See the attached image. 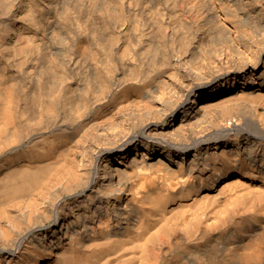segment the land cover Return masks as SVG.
<instances>
[{
    "label": "bare ground",
    "instance_id": "6f19581e",
    "mask_svg": "<svg viewBox=\"0 0 264 264\" xmlns=\"http://www.w3.org/2000/svg\"><path fill=\"white\" fill-rule=\"evenodd\" d=\"M0 264H264V0H0Z\"/></svg>",
    "mask_w": 264,
    "mask_h": 264
}]
</instances>
